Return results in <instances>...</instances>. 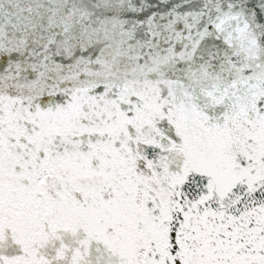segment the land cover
I'll return each instance as SVG.
<instances>
[{
	"label": "snow or ice",
	"instance_id": "1",
	"mask_svg": "<svg viewBox=\"0 0 264 264\" xmlns=\"http://www.w3.org/2000/svg\"><path fill=\"white\" fill-rule=\"evenodd\" d=\"M0 264H264V0H0Z\"/></svg>",
	"mask_w": 264,
	"mask_h": 264
}]
</instances>
